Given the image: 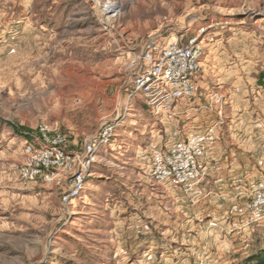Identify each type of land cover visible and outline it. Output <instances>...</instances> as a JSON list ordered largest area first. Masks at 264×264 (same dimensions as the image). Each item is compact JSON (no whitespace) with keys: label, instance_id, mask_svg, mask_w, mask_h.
I'll return each instance as SVG.
<instances>
[{"label":"rangeland","instance_id":"rangeland-1","mask_svg":"<svg viewBox=\"0 0 264 264\" xmlns=\"http://www.w3.org/2000/svg\"><path fill=\"white\" fill-rule=\"evenodd\" d=\"M194 38L186 91L135 90L149 59ZM211 129L200 182L156 177L153 150ZM46 146L67 159L23 176ZM262 250L264 0H0V264H246Z\"/></svg>","mask_w":264,"mask_h":264},{"label":"built area","instance_id":"built-area-1","mask_svg":"<svg viewBox=\"0 0 264 264\" xmlns=\"http://www.w3.org/2000/svg\"><path fill=\"white\" fill-rule=\"evenodd\" d=\"M172 48L163 55V58L156 62L149 59V69L145 72H140L136 76L135 90L141 94L148 95L151 100L155 99L157 95L163 99L167 97H178L183 91H186L185 85L189 82V78L194 76L197 68L196 57L200 50L196 39H192L186 47ZM106 126L101 131L103 139L109 138L110 132L113 131L112 123ZM210 135L212 136L208 139L206 137L208 135L203 136L197 134L191 139H186V141L174 142L165 151L161 149L153 150L151 161L156 177L163 183H169V186L181 184L187 185L191 189L195 183L203 179V171L206 166V161H204L203 156L205 155L206 147L213 142L214 135L212 134V129ZM100 141V139L97 141L94 140L92 144L86 147L84 157L86 158V165L88 164V166H83L82 164V168H77L75 171L72 177L74 180V186L71 190L72 195H75L82 189L85 175L93 166L92 163L94 161L92 155L95 153L98 145H100ZM43 150L42 153L41 151L37 152L41 155V162L34 165H25L22 168L23 176L32 179L38 176L41 171L46 170V168L48 169L49 164L56 165L63 159H67L66 154L64 155L58 147L50 148L46 146ZM51 153H55L53 158L49 156ZM258 200L263 199L260 198Z\"/></svg>","mask_w":264,"mask_h":264},{"label":"trees","instance_id":"trees-1","mask_svg":"<svg viewBox=\"0 0 264 264\" xmlns=\"http://www.w3.org/2000/svg\"><path fill=\"white\" fill-rule=\"evenodd\" d=\"M246 264H264V250L257 257L250 258Z\"/></svg>","mask_w":264,"mask_h":264},{"label":"bare ground","instance_id":"bare-ground-1","mask_svg":"<svg viewBox=\"0 0 264 264\" xmlns=\"http://www.w3.org/2000/svg\"><path fill=\"white\" fill-rule=\"evenodd\" d=\"M110 7H112V6H110ZM107 9H108V6L103 8V10H105V11H106ZM116 124H117V123H116ZM84 185H85V184H84ZM84 185H83L82 189H80L81 191L84 190V188H85ZM80 190H79L76 194H79V193H80Z\"/></svg>","mask_w":264,"mask_h":264}]
</instances>
